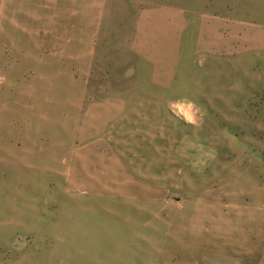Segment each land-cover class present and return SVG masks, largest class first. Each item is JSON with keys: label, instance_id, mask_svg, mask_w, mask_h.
I'll return each instance as SVG.
<instances>
[{"label": "rangeland", "instance_id": "374dc122", "mask_svg": "<svg viewBox=\"0 0 264 264\" xmlns=\"http://www.w3.org/2000/svg\"><path fill=\"white\" fill-rule=\"evenodd\" d=\"M162 5L191 30L212 15L264 27V0L1 4L0 264H264V50L192 56L175 89L154 88L133 44ZM118 99L151 108L111 129L143 183L82 192L106 181L103 144L81 152L90 174L72 169L83 116Z\"/></svg>", "mask_w": 264, "mask_h": 264}, {"label": "crops", "instance_id": "0c3cea01", "mask_svg": "<svg viewBox=\"0 0 264 264\" xmlns=\"http://www.w3.org/2000/svg\"><path fill=\"white\" fill-rule=\"evenodd\" d=\"M3 1L0 0V7ZM140 17L135 30L133 50L149 67V80L154 88L175 89L181 78V67L192 56L204 63L207 57L229 59L248 51L264 50V27L256 23L240 22L223 16H198L191 30L183 10L164 5L146 8ZM190 33H193L192 37ZM188 37L191 39L190 44H187ZM133 112L149 113L151 108L148 105L130 106L127 100L122 99L88 105L86 116L82 120L84 126L78 134L82 140L86 136L87 138L79 140L82 147L79 145L73 150L71 158L76 165L72 169L81 175L90 174L93 169L90 162L93 160L81 152L90 149L87 145L103 144L104 147L97 148L94 154L96 162H104L98 170L102 168L104 173L101 175L105 174L106 181L103 185L79 189L80 191L102 196L115 194L119 187L121 193L123 188H126L125 192H133L132 189L136 191L137 185L143 183L112 147L116 142L111 129L118 122L130 118L129 114ZM198 165L207 166L204 160H200ZM115 178H120L121 182L113 180ZM188 223L190 224L189 219ZM191 239V234H183L184 241Z\"/></svg>", "mask_w": 264, "mask_h": 264}, {"label": "built area", "instance_id": "2783aa9c", "mask_svg": "<svg viewBox=\"0 0 264 264\" xmlns=\"http://www.w3.org/2000/svg\"><path fill=\"white\" fill-rule=\"evenodd\" d=\"M182 107H184V106H182ZM180 111V110H179Z\"/></svg>", "mask_w": 264, "mask_h": 264}]
</instances>
